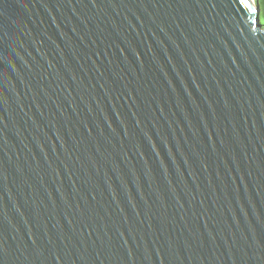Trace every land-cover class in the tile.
<instances>
[{"label": "water", "instance_id": "obj_1", "mask_svg": "<svg viewBox=\"0 0 264 264\" xmlns=\"http://www.w3.org/2000/svg\"><path fill=\"white\" fill-rule=\"evenodd\" d=\"M254 0H0V264H264Z\"/></svg>", "mask_w": 264, "mask_h": 264}, {"label": "trees", "instance_id": "obj_2", "mask_svg": "<svg viewBox=\"0 0 264 264\" xmlns=\"http://www.w3.org/2000/svg\"><path fill=\"white\" fill-rule=\"evenodd\" d=\"M255 4L257 5L259 12H260V21L263 19V22L261 24L264 25V0H254Z\"/></svg>", "mask_w": 264, "mask_h": 264}, {"label": "rangeland", "instance_id": "obj_3", "mask_svg": "<svg viewBox=\"0 0 264 264\" xmlns=\"http://www.w3.org/2000/svg\"><path fill=\"white\" fill-rule=\"evenodd\" d=\"M261 22H263V19H261Z\"/></svg>", "mask_w": 264, "mask_h": 264}]
</instances>
